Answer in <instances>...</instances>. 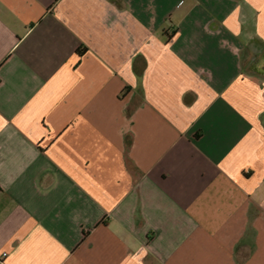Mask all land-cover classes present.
Returning a JSON list of instances; mask_svg holds the SVG:
<instances>
[{
    "label": "crops",
    "instance_id": "0c3cea01",
    "mask_svg": "<svg viewBox=\"0 0 264 264\" xmlns=\"http://www.w3.org/2000/svg\"><path fill=\"white\" fill-rule=\"evenodd\" d=\"M0 264H264V0H0Z\"/></svg>",
    "mask_w": 264,
    "mask_h": 264
},
{
    "label": "built area",
    "instance_id": "2783aa9c",
    "mask_svg": "<svg viewBox=\"0 0 264 264\" xmlns=\"http://www.w3.org/2000/svg\"><path fill=\"white\" fill-rule=\"evenodd\" d=\"M3 256H5V255H3Z\"/></svg>",
    "mask_w": 264,
    "mask_h": 264
}]
</instances>
